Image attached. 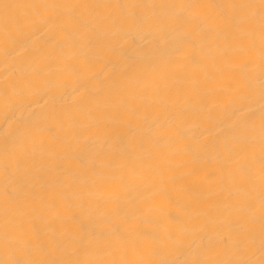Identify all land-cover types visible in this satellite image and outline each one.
<instances>
[{"label":"bare ground","instance_id":"bare-ground-1","mask_svg":"<svg viewBox=\"0 0 264 264\" xmlns=\"http://www.w3.org/2000/svg\"><path fill=\"white\" fill-rule=\"evenodd\" d=\"M0 264H264V0H0Z\"/></svg>","mask_w":264,"mask_h":264}]
</instances>
